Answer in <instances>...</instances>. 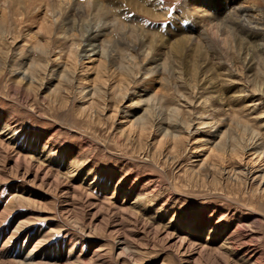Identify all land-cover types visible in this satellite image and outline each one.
I'll list each match as a JSON object with an SVG mask.
<instances>
[{
	"label": "rangeland",
	"instance_id": "rangeland-1",
	"mask_svg": "<svg viewBox=\"0 0 264 264\" xmlns=\"http://www.w3.org/2000/svg\"><path fill=\"white\" fill-rule=\"evenodd\" d=\"M202 1L149 0L157 22L127 9L168 43L184 6ZM32 12L13 18L19 33L0 55V264H264V95L248 87L244 111L236 97L251 73L231 85L238 119L144 65L117 92L82 47L64 80L69 43L32 49L27 33L52 38ZM31 64L43 66L27 71L32 86L20 76Z\"/></svg>",
	"mask_w": 264,
	"mask_h": 264
},
{
	"label": "bare ground",
	"instance_id": "bare-ground-1",
	"mask_svg": "<svg viewBox=\"0 0 264 264\" xmlns=\"http://www.w3.org/2000/svg\"><path fill=\"white\" fill-rule=\"evenodd\" d=\"M148 1L0 0V55L4 54L2 50L6 49L4 45L7 43L8 37H14L10 39L15 41V37L19 33L13 18L23 17L24 20L26 14L28 15L32 11H40L43 14L42 21L44 22L42 23V30L48 36L52 35V40L44 41L40 37L38 39L33 32L27 33L26 38L32 43V45L30 44L32 49L37 50L43 56L48 55L51 44L56 45L60 41L69 43L67 46L69 57L63 62L61 79L69 80L68 73L71 74L70 71L73 70L71 68L75 69L77 66V48L82 47V58L85 57L91 64L98 62L94 68L95 79L102 80L105 76L107 80L112 81V87L114 89L116 87V90L119 87L117 85L128 78L131 70L144 65L147 67L144 71L146 75H154L159 70L163 71L162 73L171 72L174 87H178L177 84H180L179 87H187L188 90L207 91L204 94V104L207 105L209 99H215L220 106L222 117L231 115V119H238L236 114H230L231 111L227 113L228 107L237 97L241 111H244V104L248 101L246 97L249 95L248 87L264 95V0H203L201 3H193V5L187 3L186 7L184 6L182 9V20H176L178 28L173 31L174 36L170 38L173 41L168 43L163 35L155 34L156 32L147 33L148 31L143 28L139 19L130 17L128 9L150 17L156 22L157 20H165L164 15L160 16L156 12V7L150 5V8H147ZM123 6L126 8H122ZM41 8L42 11L39 10ZM122 9L128 11L127 21L124 20L126 14L121 11ZM203 20L211 23L212 26L210 25L209 31L206 27V24L209 23L205 22L206 24L202 25ZM38 31L40 32V28ZM20 32L22 33V30ZM146 34H151L153 37ZM163 52L171 56H169L170 60L167 59L168 55L164 54L165 56H163ZM57 57L54 56L53 62L60 60ZM96 57L97 60L95 61ZM256 60L259 62L260 70H257ZM116 63L119 64L118 67L113 66ZM1 65L3 64L1 63ZM37 66L28 65L27 69L20 73L23 80H29V85L34 82L33 78L36 79V77L30 78L33 75L31 71L37 69V74V71L39 72V69L41 70L43 67L41 64ZM113 67H116L114 71L118 70L117 73L111 70ZM29 70H31L30 77H28ZM242 70L251 74L247 75L248 84H242L240 88L242 90L239 91L238 95L236 89L231 85L234 81L241 80L239 73ZM253 71L255 74L252 73ZM74 73L72 72V75ZM211 73L215 74L217 78L219 77L218 79L222 83L220 84L223 85V91H225L224 93L227 92L226 94L223 91L221 93L222 87L218 89V85L215 86L217 78L211 76ZM117 77L121 79L117 80ZM74 79L83 82L87 79V75L75 74ZM256 80L259 81V84L255 82ZM218 82L216 81L217 84H219ZM124 83L126 84V82ZM196 83H199L198 88ZM94 84L96 85L95 82ZM129 84L131 83H128V86H130ZM235 93L237 94L236 97L234 96ZM179 96H181L180 99L186 100L184 94ZM248 102L252 101L249 100ZM251 109H255V107H251ZM138 126L140 125L138 124ZM239 126L240 129L245 128L243 124H236V127L239 128ZM255 137L256 135L253 134L249 140L247 139V142L251 141L250 146L252 147L257 146Z\"/></svg>",
	"mask_w": 264,
	"mask_h": 264
}]
</instances>
